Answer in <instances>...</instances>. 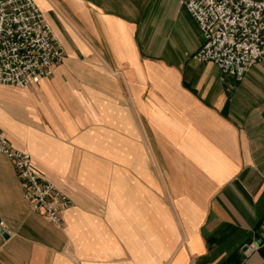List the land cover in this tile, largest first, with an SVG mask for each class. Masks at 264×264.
Returning <instances> with one entry per match:
<instances>
[{"label":"crops","instance_id":"crops-1","mask_svg":"<svg viewBox=\"0 0 264 264\" xmlns=\"http://www.w3.org/2000/svg\"><path fill=\"white\" fill-rule=\"evenodd\" d=\"M33 1L65 56L0 85V130L70 204L33 210L0 153V264H264V58L194 59L179 0Z\"/></svg>","mask_w":264,"mask_h":264},{"label":"built area","instance_id":"built-area-1","mask_svg":"<svg viewBox=\"0 0 264 264\" xmlns=\"http://www.w3.org/2000/svg\"><path fill=\"white\" fill-rule=\"evenodd\" d=\"M203 41L192 57L240 81L264 58V0H179ZM65 56L33 0H0V85L26 86L46 77ZM0 153L13 163L31 208L62 227L70 199L32 166L29 152L12 148L0 130Z\"/></svg>","mask_w":264,"mask_h":264},{"label":"water","instance_id":"water-1","mask_svg":"<svg viewBox=\"0 0 264 264\" xmlns=\"http://www.w3.org/2000/svg\"><path fill=\"white\" fill-rule=\"evenodd\" d=\"M2 234H3V236H4V237H6V236H7V234H6L5 232H2Z\"/></svg>","mask_w":264,"mask_h":264}]
</instances>
